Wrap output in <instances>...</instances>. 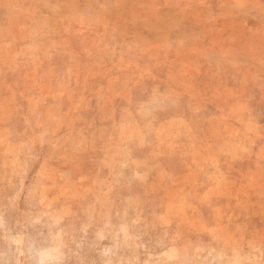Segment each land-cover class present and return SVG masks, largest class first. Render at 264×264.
<instances>
[{"label": "rangeland", "instance_id": "rangeland-1", "mask_svg": "<svg viewBox=\"0 0 264 264\" xmlns=\"http://www.w3.org/2000/svg\"><path fill=\"white\" fill-rule=\"evenodd\" d=\"M0 264H264V0H0Z\"/></svg>", "mask_w": 264, "mask_h": 264}]
</instances>
